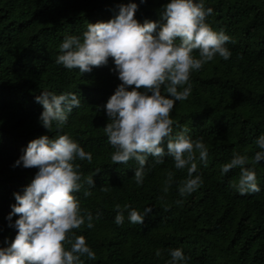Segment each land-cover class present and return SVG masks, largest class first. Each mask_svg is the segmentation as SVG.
Instances as JSON below:
<instances>
[{
	"label": "trees",
	"instance_id": "1",
	"mask_svg": "<svg viewBox=\"0 0 264 264\" xmlns=\"http://www.w3.org/2000/svg\"><path fill=\"white\" fill-rule=\"evenodd\" d=\"M130 2L138 5L139 23L164 22L161 13L169 0H0V248L17 232L18 216L9 220L14 193L23 194L38 171L14 166L15 161L30 140L64 134L92 154L91 164L75 162L82 177L93 175L94 181V187L84 184L74 193L81 214L90 212L94 224L89 229L85 221L73 230L96 255L95 260L82 256V264H170L169 250L176 248L190 258L178 264H264V161L252 163L264 151L256 143L264 135V0H203L205 9H213L206 23L230 37L225 47L231 56L216 55L194 70L190 95L172 109L170 138L187 128L185 134L208 149L206 165L196 154L193 173L203 183L184 197L178 189L189 178L187 168H175L166 142L163 163L148 157L140 185L134 159L112 163L115 150L103 128L108 122L104 105L120 84L113 60L83 74L56 63L65 36H82L88 24L113 19L119 5ZM193 55L199 58L197 51ZM42 90L73 92L81 100L59 130L54 124L49 131L40 121L43 107L35 97ZM161 92L167 95L163 87ZM234 153L247 157L245 166L255 171L258 192H237L232 185L238 182V168L221 173ZM85 190L91 195L85 197ZM126 204L141 214L145 207L152 211L142 224H132L125 210L118 226L116 205L123 209Z\"/></svg>",
	"mask_w": 264,
	"mask_h": 264
},
{
	"label": "clouds",
	"instance_id": "2",
	"mask_svg": "<svg viewBox=\"0 0 264 264\" xmlns=\"http://www.w3.org/2000/svg\"><path fill=\"white\" fill-rule=\"evenodd\" d=\"M137 8L134 2L120 4L113 19L88 24L82 36H65L59 45L56 63L83 74L107 65L109 58L113 60L112 70L120 84L104 105L108 122L103 128L108 143L115 150L111 155L112 163L127 164L134 159L138 163L134 179L140 185L148 157L163 163L166 142L167 154L173 157L175 168H187L189 178L178 189L184 197L203 183L202 178L193 177V173L197 169L196 154L206 165L208 149L201 140L190 139L185 134L187 128L174 139L170 138L173 131L170 115L175 102L190 95L189 80L194 70L201 69L216 55L225 60L230 58L231 52L225 47L230 37L214 31L206 23L213 9H205L203 0H169L161 13L164 22L159 25L150 20L139 23L135 18ZM194 51L199 53V58L193 55ZM162 87L167 95L162 94ZM180 88L183 90H178ZM35 100L43 107L40 121L49 131L54 124L59 130L67 123L73 108H79L81 103L73 92L57 95L48 90H42ZM256 143L264 150V135L259 136ZM77 160L91 164L92 154L67 135L55 138L41 135L28 142L14 166L22 164L24 168L38 171L23 194L14 193L16 203L12 205L9 220L14 214L18 216L14 224L17 232L7 247L0 248V264H82V256L96 259L86 239L73 232L85 221L87 228L94 227L92 214L87 211L81 214L80 203L74 195L84 184L94 187L93 175L83 178L78 171L80 165L75 163ZM261 161H264V151L257 152L252 163ZM247 163L246 156L234 153L220 168L222 174L239 169L238 182L232 186L240 195L260 190L255 171L246 167ZM171 177L169 173V183ZM164 191H168L167 184ZM83 195L90 196L91 192L85 190ZM125 210L132 224H142L144 215L152 211L151 207H145L141 214L130 205H124L123 209L116 205L118 226L124 222ZM70 233H73L71 238ZM66 243L70 249L65 247ZM169 254L170 264L190 259L179 248L170 249Z\"/></svg>",
	"mask_w": 264,
	"mask_h": 264
}]
</instances>
